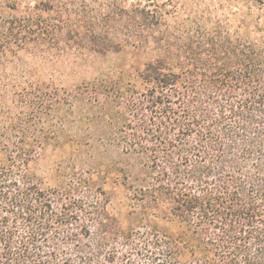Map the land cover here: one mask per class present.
<instances>
[{
	"label": "trees",
	"instance_id": "obj_1",
	"mask_svg": "<svg viewBox=\"0 0 264 264\" xmlns=\"http://www.w3.org/2000/svg\"><path fill=\"white\" fill-rule=\"evenodd\" d=\"M0 264H264V0H0Z\"/></svg>",
	"mask_w": 264,
	"mask_h": 264
},
{
	"label": "rangeland",
	"instance_id": "obj_2",
	"mask_svg": "<svg viewBox=\"0 0 264 264\" xmlns=\"http://www.w3.org/2000/svg\"><path fill=\"white\" fill-rule=\"evenodd\" d=\"M116 59L117 58L115 57H94L92 55L85 53L80 54L77 52L69 55L62 53L59 59H57L56 64L46 62V64L41 65L39 68L35 67L37 69V73L34 70L33 71L35 76H38V78L51 80L50 82H53L52 87L57 88L62 98L67 100V98L71 99L75 95L77 97H79V95L82 96L83 90H86L83 82L85 80L88 81L89 77L93 78L96 72L108 70L107 68L111 65V63H114ZM35 66H37V64H35ZM68 108V106L65 108V112ZM78 110L79 107L74 108L75 113H77ZM69 116H71L70 118L75 117L74 115ZM66 134L69 135L68 133ZM85 135L93 138V134L91 135L88 132H86ZM79 153L80 156L77 160L71 162V166L70 164L67 165V162L59 165L57 163L63 158H68L67 156H69L70 151L68 150V147L63 150L58 149L51 155V160L48 162V165L43 167L42 172L47 174L51 180H54L56 178V166L61 167V169L63 168V170L69 166L71 168L74 166L72 170L79 169V167L82 168V166H84V160L87 159V148L82 149L78 152V154ZM102 154L105 156V159L103 160H106V155L104 154L103 149H101V152H98L97 156L101 155L104 157ZM52 159L54 160L53 162ZM54 162L55 164H53ZM68 170L72 171L71 169Z\"/></svg>",
	"mask_w": 264,
	"mask_h": 264
}]
</instances>
